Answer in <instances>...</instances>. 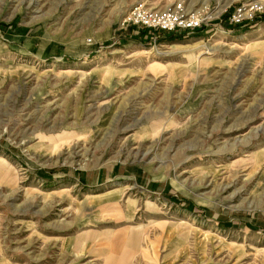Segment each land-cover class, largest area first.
Instances as JSON below:
<instances>
[{
    "label": "rangeland",
    "instance_id": "374dc122",
    "mask_svg": "<svg viewBox=\"0 0 264 264\" xmlns=\"http://www.w3.org/2000/svg\"><path fill=\"white\" fill-rule=\"evenodd\" d=\"M0 264H264V0H0Z\"/></svg>",
    "mask_w": 264,
    "mask_h": 264
},
{
    "label": "built area",
    "instance_id": "2783aa9c",
    "mask_svg": "<svg viewBox=\"0 0 264 264\" xmlns=\"http://www.w3.org/2000/svg\"><path fill=\"white\" fill-rule=\"evenodd\" d=\"M181 7H175L171 12H152L145 11L140 8H136L132 11V15L135 19L146 20L149 25H158L164 29H174L176 26H182L186 28L199 27L200 18L196 14L185 16L180 13Z\"/></svg>",
    "mask_w": 264,
    "mask_h": 264
},
{
    "label": "bare ground",
    "instance_id": "6f19581e",
    "mask_svg": "<svg viewBox=\"0 0 264 264\" xmlns=\"http://www.w3.org/2000/svg\"><path fill=\"white\" fill-rule=\"evenodd\" d=\"M176 46L181 47L180 45H176ZM185 49L189 50L187 47ZM206 50L209 51V49H206ZM203 53H208V52H201V54H203Z\"/></svg>",
    "mask_w": 264,
    "mask_h": 264
}]
</instances>
